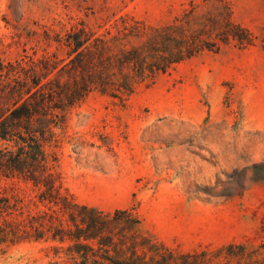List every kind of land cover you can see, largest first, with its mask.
<instances>
[{
    "label": "rangeland",
    "instance_id": "obj_1",
    "mask_svg": "<svg viewBox=\"0 0 264 264\" xmlns=\"http://www.w3.org/2000/svg\"><path fill=\"white\" fill-rule=\"evenodd\" d=\"M228 12L251 45L230 40L122 101L92 92L61 114L49 155L63 193L106 214L131 210L183 252L264 241V0H0V61L46 66L49 80V62L61 68L65 58L55 40L72 26L179 20L214 39ZM57 247L0 242V264L62 263Z\"/></svg>",
    "mask_w": 264,
    "mask_h": 264
},
{
    "label": "trees",
    "instance_id": "obj_2",
    "mask_svg": "<svg viewBox=\"0 0 264 264\" xmlns=\"http://www.w3.org/2000/svg\"><path fill=\"white\" fill-rule=\"evenodd\" d=\"M108 23L99 30L81 23L57 38L64 64L49 62V80L46 66L38 72L34 62L25 69L0 61V242H57L66 260L51 264H264V241L183 252L144 231L131 210L106 214L63 193L49 146L66 109L92 92L122 101L205 51L217 53L230 40L252 43L229 12L214 39L179 20L153 27L126 16Z\"/></svg>",
    "mask_w": 264,
    "mask_h": 264
}]
</instances>
